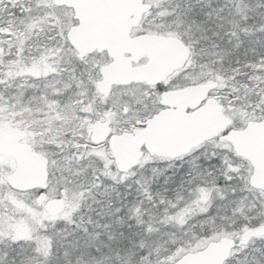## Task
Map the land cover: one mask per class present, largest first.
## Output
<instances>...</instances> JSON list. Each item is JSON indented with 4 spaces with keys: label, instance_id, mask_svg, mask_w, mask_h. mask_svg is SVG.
<instances>
[{
    "label": "snow or ice",
    "instance_id": "6c2138e0",
    "mask_svg": "<svg viewBox=\"0 0 264 264\" xmlns=\"http://www.w3.org/2000/svg\"><path fill=\"white\" fill-rule=\"evenodd\" d=\"M0 264H264V0H0Z\"/></svg>",
    "mask_w": 264,
    "mask_h": 264
}]
</instances>
